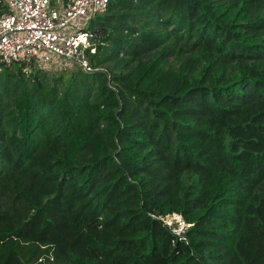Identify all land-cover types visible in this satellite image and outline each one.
Returning a JSON list of instances; mask_svg holds the SVG:
<instances>
[{
	"label": "trees",
	"instance_id": "trees-1",
	"mask_svg": "<svg viewBox=\"0 0 264 264\" xmlns=\"http://www.w3.org/2000/svg\"><path fill=\"white\" fill-rule=\"evenodd\" d=\"M86 30L92 72L0 63V264H264V0Z\"/></svg>",
	"mask_w": 264,
	"mask_h": 264
},
{
	"label": "built area",
	"instance_id": "built-area-1",
	"mask_svg": "<svg viewBox=\"0 0 264 264\" xmlns=\"http://www.w3.org/2000/svg\"><path fill=\"white\" fill-rule=\"evenodd\" d=\"M109 2L0 0V63H34L43 69L74 63L92 72L84 54L91 46L86 26L95 15L107 11ZM163 222L180 239L191 227L181 214L169 215Z\"/></svg>",
	"mask_w": 264,
	"mask_h": 264
},
{
	"label": "rangeland",
	"instance_id": "rangeland-1",
	"mask_svg": "<svg viewBox=\"0 0 264 264\" xmlns=\"http://www.w3.org/2000/svg\"><path fill=\"white\" fill-rule=\"evenodd\" d=\"M1 1L7 2L8 0H1ZM56 1L57 0H53V2H56ZM76 67H78V65L74 63H63L61 65L51 66L48 71L50 74L58 75L62 73L63 70H73Z\"/></svg>",
	"mask_w": 264,
	"mask_h": 264
}]
</instances>
